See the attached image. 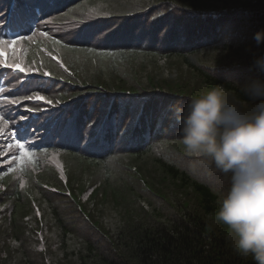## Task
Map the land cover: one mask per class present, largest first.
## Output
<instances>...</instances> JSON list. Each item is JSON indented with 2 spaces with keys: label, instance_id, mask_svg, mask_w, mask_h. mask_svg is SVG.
I'll return each mask as SVG.
<instances>
[{
  "label": "trees",
  "instance_id": "1",
  "mask_svg": "<svg viewBox=\"0 0 264 264\" xmlns=\"http://www.w3.org/2000/svg\"><path fill=\"white\" fill-rule=\"evenodd\" d=\"M90 9L105 14L86 19ZM261 30L264 0H0V39L37 32L21 53L50 73H29L19 95L60 101L0 103L13 121L0 167L14 164L17 131L61 166L39 156L23 187L0 171V264H255L216 219L228 178L185 156L170 109L217 85L247 102L239 87L264 82L253 67ZM0 73L3 96L16 98L25 73Z\"/></svg>",
  "mask_w": 264,
  "mask_h": 264
},
{
  "label": "clouds",
  "instance_id": "2",
  "mask_svg": "<svg viewBox=\"0 0 264 264\" xmlns=\"http://www.w3.org/2000/svg\"><path fill=\"white\" fill-rule=\"evenodd\" d=\"M253 39L257 46L264 43V30ZM253 67L264 74V56ZM239 89L247 102L217 85L170 110L185 156L197 168L228 178L227 188L219 190L216 219L227 226L233 249L264 264V82L252 80Z\"/></svg>",
  "mask_w": 264,
  "mask_h": 264
},
{
  "label": "snow or ice",
  "instance_id": "3",
  "mask_svg": "<svg viewBox=\"0 0 264 264\" xmlns=\"http://www.w3.org/2000/svg\"><path fill=\"white\" fill-rule=\"evenodd\" d=\"M104 14L105 13L100 12L98 9H90L86 19H92L97 15H104ZM82 23H84L83 19L77 21L76 24L71 25V27H77L79 24ZM17 35L19 36V34ZM38 35L46 39H52L49 36V33L46 31H40ZM35 36H37V32H33L31 36H19V39H0V69H11L12 73H17V72L25 73V78L23 80V83L19 84L16 87V92L14 93V96L16 98L3 96L4 88H0V103L14 105V104H20L22 100L42 101L44 104H49L52 106H55L56 104L60 103L59 100L53 101L52 99H49L46 95L41 94L40 89L30 90L32 92V94L30 95L27 94L29 90L26 89L24 95L22 96L19 95V89L23 88L24 85L27 84L31 79V77L28 75L29 73L37 72L40 77L50 76V73L44 70L43 67L37 66L34 68L30 65H27L24 60V55L21 53V49H20L21 41L27 40L31 42L33 40V37ZM52 43L54 45H60L62 47H66V45L62 44L61 40L59 39H52ZM86 51L91 54H97L94 52V49L92 48H88L86 49ZM52 59L56 60L59 67L63 68L65 72L68 71V69L64 66L63 63L60 62L59 59H57L55 56H53ZM7 75L8 73H0V76H7ZM69 75H71V73H69ZM20 79L21 78L19 76H15V75L12 76L13 81H19ZM27 111L29 112L41 111V105L38 103L34 104L32 107H29ZM20 118L26 119V117L23 116H21ZM11 123H13V121L8 116L0 114V133H4L5 129L8 128V126ZM8 130L11 131V129ZM35 147H36L35 144H30L24 137L20 136L19 131L13 133L9 141L7 142V148L17 150V154H14L11 157V161H14V164H12V166H10L7 170H3L2 167H0V171H3L4 175H7L9 172H15L16 174H18V176L21 178V187H23L24 186L23 176L26 174L29 168H32L34 170L36 169L39 156H43L46 159H50L53 163H56L57 168L60 169L61 166L59 162L56 160V157L59 155V153L56 152L49 153L47 149H44L41 153L38 154L37 152L32 150ZM3 151H4V145H0V155L3 154ZM106 163H111V161H108ZM61 178H63L62 170H61ZM37 215H39V212H37Z\"/></svg>",
  "mask_w": 264,
  "mask_h": 264
}]
</instances>
